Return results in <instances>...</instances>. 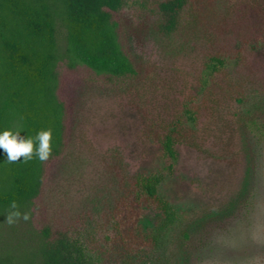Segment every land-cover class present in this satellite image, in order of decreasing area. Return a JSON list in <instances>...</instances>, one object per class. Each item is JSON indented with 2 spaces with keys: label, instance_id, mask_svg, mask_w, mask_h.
Returning a JSON list of instances; mask_svg holds the SVG:
<instances>
[{
  "label": "rangeland",
  "instance_id": "rangeland-1",
  "mask_svg": "<svg viewBox=\"0 0 264 264\" xmlns=\"http://www.w3.org/2000/svg\"><path fill=\"white\" fill-rule=\"evenodd\" d=\"M219 12L223 40L211 39L207 31L181 47H168L152 34L141 44L131 40L139 75L130 85L108 87L82 67L68 71L67 147L52 163L41 197L54 229L104 233L120 177L165 164L151 137L152 123L172 118L190 96L200 101L206 54L227 40L232 48L244 40L243 60L231 63L228 77L210 83L205 92L210 107L199 116L195 139L177 146L173 171L159 187L173 220L129 261L264 264V143L251 138L250 146L239 136L233 114L242 106L229 96L241 91L248 103L264 100V0H224ZM157 222L158 213L146 210L140 229L149 231Z\"/></svg>",
  "mask_w": 264,
  "mask_h": 264
},
{
  "label": "trees",
  "instance_id": "trees-1",
  "mask_svg": "<svg viewBox=\"0 0 264 264\" xmlns=\"http://www.w3.org/2000/svg\"><path fill=\"white\" fill-rule=\"evenodd\" d=\"M223 3L0 0V129H23L21 136L52 130L51 153L45 161L33 156L8 163L0 150V264H131L134 250L156 241L173 220V208L159 187L173 171L177 146L194 141L199 116L210 107L205 92L214 78L228 77L231 63L234 67L243 60L245 41L232 48L227 40L208 52L200 77L202 99L196 103L190 96L172 118L152 123L151 137L160 145L165 164L120 177L110 227L100 236L54 229L41 206L49 169L67 147L72 112L64 81L68 71L82 67L108 87L130 85L139 75L131 40L141 44L152 34L168 47H181L205 31L211 39H219L224 34L219 12ZM229 96L242 106L233 114L239 136L250 146L251 138L264 143V100L248 103L241 91ZM12 201L29 213L28 221L5 222ZM146 210L158 213V222L142 231L140 221Z\"/></svg>",
  "mask_w": 264,
  "mask_h": 264
},
{
  "label": "clouds",
  "instance_id": "clouds-1",
  "mask_svg": "<svg viewBox=\"0 0 264 264\" xmlns=\"http://www.w3.org/2000/svg\"><path fill=\"white\" fill-rule=\"evenodd\" d=\"M23 129H0V150L6 154V161L13 163L23 157V161L31 160L35 156L40 161H45L51 153L52 130L42 129L36 134L21 136ZM28 212H21L15 201L9 205V211L5 215V222L9 225L19 220L28 221Z\"/></svg>",
  "mask_w": 264,
  "mask_h": 264
}]
</instances>
